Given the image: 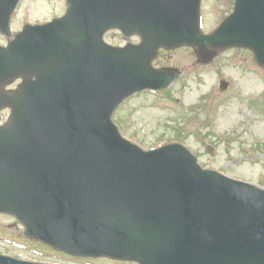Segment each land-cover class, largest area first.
I'll list each match as a JSON object with an SVG mask.
<instances>
[{"label":"water","instance_id":"water-1","mask_svg":"<svg viewBox=\"0 0 264 264\" xmlns=\"http://www.w3.org/2000/svg\"><path fill=\"white\" fill-rule=\"evenodd\" d=\"M18 1L0 0V31ZM67 3L58 22L26 27L0 47V90L5 78L35 77L0 97L12 110L0 128V212L75 256L264 264L263 190L202 170L179 144L144 152L111 121L126 97L175 78L151 67L161 47L192 46L202 62L247 47L264 66V0H236L209 35L199 29L200 0ZM112 28L142 41L107 45L102 35ZM0 264L39 263L0 256Z\"/></svg>","mask_w":264,"mask_h":264},{"label":"rangeland","instance_id":"rangeland-1","mask_svg":"<svg viewBox=\"0 0 264 264\" xmlns=\"http://www.w3.org/2000/svg\"><path fill=\"white\" fill-rule=\"evenodd\" d=\"M231 6L232 0H202V30L213 29ZM64 10L63 0H22L11 30L26 22L48 21ZM104 38L116 45L136 41L117 31ZM6 42L0 34V43ZM154 65L174 68L180 75L167 89L136 94L117 108L114 122L122 135L145 150L179 141L202 167L264 188V69L251 52L227 49L200 65L193 50L182 47L160 51ZM221 78L228 82L223 91L218 89ZM0 254L50 264H132L83 260L49 250L25 238L23 228L7 215H0Z\"/></svg>","mask_w":264,"mask_h":264},{"label":"flooded vegetation","instance_id":"flooded-vegetation-1","mask_svg":"<svg viewBox=\"0 0 264 264\" xmlns=\"http://www.w3.org/2000/svg\"><path fill=\"white\" fill-rule=\"evenodd\" d=\"M15 83L17 84L18 82H14V84H15Z\"/></svg>","mask_w":264,"mask_h":264}]
</instances>
